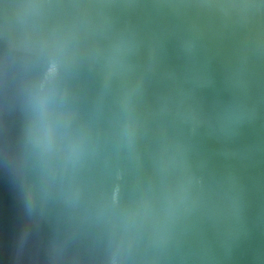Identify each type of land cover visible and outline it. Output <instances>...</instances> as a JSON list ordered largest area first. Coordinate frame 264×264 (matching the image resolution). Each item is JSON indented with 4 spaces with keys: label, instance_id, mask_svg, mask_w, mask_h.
I'll list each match as a JSON object with an SVG mask.
<instances>
[{
    "label": "water",
    "instance_id": "water-1",
    "mask_svg": "<svg viewBox=\"0 0 264 264\" xmlns=\"http://www.w3.org/2000/svg\"><path fill=\"white\" fill-rule=\"evenodd\" d=\"M0 264H264V0H0Z\"/></svg>",
    "mask_w": 264,
    "mask_h": 264
},
{
    "label": "clouds",
    "instance_id": "clouds-1",
    "mask_svg": "<svg viewBox=\"0 0 264 264\" xmlns=\"http://www.w3.org/2000/svg\"><path fill=\"white\" fill-rule=\"evenodd\" d=\"M30 103L33 110V121L30 127L29 140L35 148L46 152L50 150L52 145L50 90L43 85L35 86L30 94Z\"/></svg>",
    "mask_w": 264,
    "mask_h": 264
}]
</instances>
